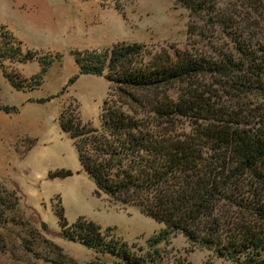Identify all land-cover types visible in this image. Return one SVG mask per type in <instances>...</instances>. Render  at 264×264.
I'll use <instances>...</instances> for the list:
<instances>
[{"label": "trees", "instance_id": "1", "mask_svg": "<svg viewBox=\"0 0 264 264\" xmlns=\"http://www.w3.org/2000/svg\"><path fill=\"white\" fill-rule=\"evenodd\" d=\"M174 1L189 13L206 10L204 1ZM226 35L230 49L212 55L189 49L170 54L124 42L74 52L78 73L103 74L107 93L98 127L65 111L58 123L95 194L132 206L163 226L151 243L181 234L227 264H264V43ZM32 57L22 55L0 26V62L25 63ZM43 58L35 84L26 90L39 84L50 62ZM4 77L20 88L10 75ZM17 210L15 192L0 186V254L10 253L3 233L12 225L30 236H17L20 261L72 264L59 247L14 218ZM56 215L67 241L109 254L118 264L154 263V257L134 256L108 229L81 217L68 225L61 209Z\"/></svg>", "mask_w": 264, "mask_h": 264}, {"label": "rangeland", "instance_id": "2", "mask_svg": "<svg viewBox=\"0 0 264 264\" xmlns=\"http://www.w3.org/2000/svg\"><path fill=\"white\" fill-rule=\"evenodd\" d=\"M200 1L206 3V10L189 13L174 0H0V26L19 44L22 55L34 58L25 63L0 62V107L15 108V112L0 111V186L18 198L14 218L59 247L72 264L118 263L109 254L99 255L67 241L58 226L59 209L68 225L78 217L89 220L108 229L134 256L154 257L153 264H227L212 252L191 246L181 234L151 243L163 226L132 206L95 194L58 123L65 111L98 127L107 93L103 74L78 73L74 52L105 50L124 42L170 54L173 49H189L212 55L230 47L228 32L264 43V0ZM207 19L216 23L212 26ZM43 57H50V62L39 84L26 90L35 84ZM4 73L15 79L18 90ZM7 228L3 235L10 253L0 254V264H45L34 258L20 261L17 236H30L18 226Z\"/></svg>", "mask_w": 264, "mask_h": 264}]
</instances>
